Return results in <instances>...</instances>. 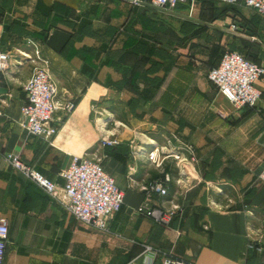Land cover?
Listing matches in <instances>:
<instances>
[{
	"label": "crops",
	"instance_id": "obj_1",
	"mask_svg": "<svg viewBox=\"0 0 264 264\" xmlns=\"http://www.w3.org/2000/svg\"><path fill=\"white\" fill-rule=\"evenodd\" d=\"M226 7L217 0H194L173 12L145 1L0 0V51L10 55L0 83V218L8 225L3 264H264V184L258 178L264 78L255 84L261 93L256 106L234 111L197 66L207 51L200 52L201 39L215 41L218 52L241 49L264 67V15ZM157 30L164 38L153 37ZM31 42L46 61L58 102L74 103L72 112L55 113L52 145L22 127L23 85L40 66L24 57L34 55ZM159 54L170 58L162 61ZM152 57L160 65L153 75ZM152 77L162 80L157 89ZM144 87L151 99L140 97ZM105 109L118 119L116 128L104 126ZM103 137L118 144L102 146ZM147 139L191 145L206 186L177 183L176 161L156 167L147 160L149 147L135 154ZM5 154L59 187L71 156L99 160L123 191V204L107 231L86 227L16 172ZM164 174L167 194H153L149 204L177 208L169 223L158 224L135 209L145 199L141 188Z\"/></svg>",
	"mask_w": 264,
	"mask_h": 264
},
{
	"label": "built area",
	"instance_id": "obj_2",
	"mask_svg": "<svg viewBox=\"0 0 264 264\" xmlns=\"http://www.w3.org/2000/svg\"><path fill=\"white\" fill-rule=\"evenodd\" d=\"M158 10L173 11L178 5L189 3L193 6L194 0H142ZM228 5H242L259 15H264V0H217ZM134 2H139L134 0ZM235 29V25H231ZM33 48V57L24 56L32 63L40 64L36 67L30 78L23 85L26 101L20 112L23 117L22 127L29 136L40 138L52 145V140L57 133L55 113L63 110L70 113L74 109V103L65 101L59 103L57 90L53 83L46 61L41 57L38 45L29 43ZM10 55L0 51V83L1 77L8 67ZM264 78V67L253 63L236 51L225 50L218 65L209 70L207 80L217 89L231 105L234 111L253 109L260 99L261 93L255 84ZM3 113L0 109V117ZM177 141L175 136H172ZM172 139H167L163 145L147 139L145 143L137 144L134 153L145 151L147 160L156 167H161L166 159H173L177 163L179 177L177 183L187 180L196 185L202 180L194 169L196 162L195 153L188 143L177 142L173 145ZM115 139L103 137L101 145L112 147L117 145ZM3 158L11 167L38 188H40L51 200L56 202L73 219L82 225L107 231L109 220L120 210L123 204L124 193L120 190L112 177L106 174L99 160L86 157L71 156L66 169L60 172L63 180L61 187L44 178L32 167L22 163L17 155L5 154ZM264 184V167L258 176ZM186 179V180H183ZM170 182L168 174L162 178L154 179L141 190L145 194L143 203L135 209V214L151 218L158 224H167L171 220L176 206L171 210L159 209L149 204L153 194L164 197L167 194V185ZM8 241V225L6 220L0 218V264H3L5 250ZM251 247V246H250ZM253 247V246H252ZM251 247V248H252ZM147 251H151L146 247ZM260 251L261 249L258 248ZM162 264H186L184 262L166 259Z\"/></svg>",
	"mask_w": 264,
	"mask_h": 264
},
{
	"label": "rangeland",
	"instance_id": "obj_3",
	"mask_svg": "<svg viewBox=\"0 0 264 264\" xmlns=\"http://www.w3.org/2000/svg\"><path fill=\"white\" fill-rule=\"evenodd\" d=\"M203 13V12H202ZM153 15V14H152ZM154 16V15H153ZM158 19V18H157ZM160 21H163L162 19H159ZM169 23V22H168ZM233 31H235V29L233 30ZM236 32H237V30H236ZM153 37H156V39H162V38H164V36L162 35V30L161 31H156L155 32V34L153 35ZM155 39V38H154ZM156 41H158V40H156ZM107 42H109V41H107ZM159 42H160V40H159ZM158 42V43H159ZM219 42V41H218ZM162 43V42H161ZM198 47L200 48V52H202L203 51V49L205 48L207 51H206V53H205V55H204V57L202 58V59H200V61H199V63L197 64V66L198 67H200L201 69H203L204 71H203V75H204V77H205V75L207 74V71H208V69L210 68V66L211 65H213L215 62H216V60H217V57L219 56V54L221 53V52H218V49H216V45L217 44H215V41H212V40H201L200 39V41H198ZM220 43V42H219ZM157 47V46H156ZM160 56H159V58L163 61L165 58H170L169 56L168 57H166V56H161V54H159ZM174 55V54H173ZM25 57V56H24ZM26 58V57H25ZM155 58L156 57H152L151 58V60H150V65H151V74L153 75L154 74V71L155 70H158L157 68L158 67H160V65H159V63H158V61H156L155 60ZM158 58V59H159ZM249 58H255V56L254 55H252V54H250V56H249ZM27 59V58H26ZM168 60V59H167ZM167 63V62H166ZM192 64L194 63V62H191ZM168 65H169V63H168ZM168 71H169V67H168ZM167 71V72H168ZM158 77H155V78H151V82H156V81H158ZM232 110V109H231ZM103 114H104V120H103V124H104V126L106 127V128H112V129H114V128H116L117 127V125H116V121L118 120V119H115V117L113 116V115H111V112L110 111H107L106 109L105 110H103V112H102ZM214 160L213 161H215V159L216 158H213ZM226 160L227 161H230L229 159H227L226 158ZM231 162H233L232 160H231ZM176 163V162H175ZM201 185H204V186H206L205 184H201ZM212 186H214V185H212ZM217 191V190H216ZM223 191V190H222ZM220 194L222 193L221 192V190H219L218 191ZM236 193L235 192H233V195H235Z\"/></svg>",
	"mask_w": 264,
	"mask_h": 264
},
{
	"label": "trees",
	"instance_id": "obj_4",
	"mask_svg": "<svg viewBox=\"0 0 264 264\" xmlns=\"http://www.w3.org/2000/svg\"><path fill=\"white\" fill-rule=\"evenodd\" d=\"M224 5H226L227 7H229V8H231V7H233V6H235V5H228V4H224ZM226 7V8H227ZM237 49V48H236ZM236 51V52H238L240 55H242L244 58H246L247 60H249V61H251V62H253V63H256V64H259L258 63V61L255 59V58H249V56H250V54L249 53H247V52H245V51H243V50H241V49H237V50H235L234 48H232V49H230L229 51ZM224 52V51H223ZM223 52H221L220 54H219V56L217 57V60H216V62L213 64V65H211L210 66V68L208 69V71H207V73L209 72V70L210 69H212V68H214V67H216L217 65H218V63H219V61H220V58H221V55H222V53ZM260 65V64H259ZM161 79L159 80L158 79V81H156V82H154L155 84L153 85V84H151V87L152 88H155V89H157L158 88V86H160V84H161ZM152 83V82H151ZM151 92V89H146V87H144L141 91H140V93H139V95H140V97L142 98V99H147V98H149V99H151L152 97H153V93H150Z\"/></svg>",
	"mask_w": 264,
	"mask_h": 264
},
{
	"label": "water",
	"instance_id": "obj_5",
	"mask_svg": "<svg viewBox=\"0 0 264 264\" xmlns=\"http://www.w3.org/2000/svg\"><path fill=\"white\" fill-rule=\"evenodd\" d=\"M126 1H129V2H134V0H126ZM138 1H142V0H138Z\"/></svg>",
	"mask_w": 264,
	"mask_h": 264
},
{
	"label": "bare ground",
	"instance_id": "obj_6",
	"mask_svg": "<svg viewBox=\"0 0 264 264\" xmlns=\"http://www.w3.org/2000/svg\"><path fill=\"white\" fill-rule=\"evenodd\" d=\"M173 12V11H172Z\"/></svg>",
	"mask_w": 264,
	"mask_h": 264
}]
</instances>
